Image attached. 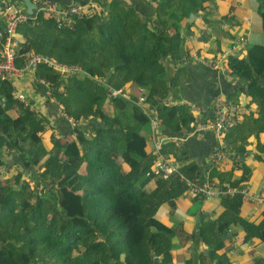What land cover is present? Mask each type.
<instances>
[{"label":"trees","instance_id":"trees-1","mask_svg":"<svg viewBox=\"0 0 264 264\" xmlns=\"http://www.w3.org/2000/svg\"><path fill=\"white\" fill-rule=\"evenodd\" d=\"M155 3L161 27L153 30L124 0H114L106 17L77 20L73 30L58 28L43 13L36 25L30 21L19 28L22 54L47 55L81 67L88 76L64 81V93L54 91L77 127L74 140L63 143L52 136L49 146L43 138L45 119L17 103L9 82L0 83L6 99L4 107L0 104V264H177L174 245L184 232L180 226H167L157 214L166 204L176 207L185 196L202 200L181 177L201 178V170L185 151L171 145L166 152L179 164L180 175L168 181L156 179L154 154L141 134L147 121L139 107L111 91L129 83L149 90L148 101L167 128L175 133L194 131L197 117L190 107H168L159 100L171 96L186 72L179 67L189 54L182 21L193 14L208 15L211 9L210 0ZM258 12L264 27V1ZM169 61L176 67L174 75L167 69ZM227 65L231 76L247 85L250 104L259 108L257 117H245L259 127L253 133L258 137L264 133V47L231 55ZM36 73L42 80L57 79V73L46 66ZM13 109L19 113L16 119L9 115ZM85 121L91 123L88 130L81 125ZM240 124L223 137L225 145L232 147L230 139L242 129ZM245 147L233 148L242 154ZM4 151L20 158L16 166L20 173L6 183L1 178L7 165ZM220 177L223 184L229 181L227 186L237 189L245 179ZM154 180L158 189L146 191ZM224 200L234 202L232 210L239 216L241 196ZM228 214L220 222L200 225L190 235L193 244L206 246L208 253L186 264L204 260L228 264L226 254L219 255L231 224ZM252 238L264 241V221L249 224L247 240Z\"/></svg>","mask_w":264,"mask_h":264},{"label":"crops","instance_id":"crops-1","mask_svg":"<svg viewBox=\"0 0 264 264\" xmlns=\"http://www.w3.org/2000/svg\"><path fill=\"white\" fill-rule=\"evenodd\" d=\"M57 1L66 6L79 3L86 4L89 6L86 18H90L96 15L106 17L114 0ZM124 1L134 7L139 19L149 29L161 27L155 0ZM263 1L210 0L211 13L205 16L193 14L188 19H184L181 34L185 41V49L189 51V54L179 64V67L180 69L184 68L186 72L180 77L179 85L174 89L171 96L168 99L159 100L168 107L186 105L190 107L197 119L209 117L208 113L216 96L222 95L224 98L241 105L244 110L242 121L239 122V124L242 122L240 124L242 129L232 135L230 139L232 147L226 143V149V145L223 143V137L229 134L232 128L226 131L221 138H218L213 132L196 133L184 129L181 133H175L164 125L163 120L152 109L148 101L149 90L147 91L132 83L126 84L120 89L123 92L122 97L133 101L138 99L142 95L141 90H144L148 110L160 119L158 135L163 142V153L167 157L170 158L166 151L173 145L178 150L185 151L190 162L201 170V178L204 181L212 180L227 186L230 185L229 181L223 184L220 174L231 177L233 181L244 177V182L240 184V188H248L251 194L262 197H264V133L254 137L253 133L259 127L251 121H245V117L249 118L252 115L257 117L259 108L257 105L250 104L247 90L244 89L247 85L240 78L231 76L227 59L218 68L206 66L199 60H219L234 46H238L237 56L244 55L245 49L248 47H264L263 19L258 12ZM241 37L247 40L246 44H239L238 40ZM166 66L171 75L176 73V67L171 61L167 62ZM41 80L37 77V73H27L7 82L12 85V95L18 104L23 105L16 99V93L24 94L28 99L29 109L34 110L45 119L46 132L43 138L46 146H49L52 136L60 139L63 143H69L75 139L77 122L74 118L66 115L64 104L58 100L55 92L51 94L47 90ZM101 82L106 83L104 79H101ZM106 88L108 89V85ZM5 102V96L0 90V104L3 107ZM194 106L197 109L194 110L192 108ZM109 108L113 111L112 106ZM9 115L14 119L19 117L17 109L10 111ZM143 119L147 121L148 134L145 135L142 132L141 134L149 141L152 124L146 116ZM81 125L85 130H88L91 123L86 121ZM232 141L234 145L231 143ZM243 145H246L245 152L242 154L236 152L235 148ZM217 148L226 152L228 157L219 167H212L209 157ZM151 149L153 151L152 145ZM3 156L7 160V165L1 169V178L6 183L14 175L20 173L16 168L17 164H20V158L18 156L11 157L8 151H4ZM177 165L179 167V164ZM157 186V180H154L147 186L146 191L154 192L158 189ZM224 199L218 197L209 200H194L185 196L178 200L174 208L168 204L160 208L157 214L158 219L167 226H180L184 232L182 237L178 236L174 245L177 264H186L187 261L197 258L202 253H208L206 246H195L190 240V235L202 224L220 222L228 212L231 224L225 233V249L220 251L219 255L226 254L228 264H264V241L259 240L260 238L247 240L249 224L260 225L264 221V204L242 199L240 212H236L239 216L236 217L232 210L234 202H225ZM231 219L236 220L237 223H233ZM197 262L198 264H215L217 261L214 260L213 263L209 260L207 263L206 260Z\"/></svg>","mask_w":264,"mask_h":264},{"label":"built area","instance_id":"built-area-1","mask_svg":"<svg viewBox=\"0 0 264 264\" xmlns=\"http://www.w3.org/2000/svg\"><path fill=\"white\" fill-rule=\"evenodd\" d=\"M37 9L34 15L26 12L23 2L16 0H4L0 4V83L15 79L25 74L36 73L41 66H46L57 73V79L53 81L41 80L47 90L53 94L54 91L64 93L63 82L73 77L88 76L81 67L64 65L56 59L47 55L34 52L22 54V40L19 34V28L30 21L37 24L38 14L43 13L47 19L53 21L60 29L73 30L77 20H82L88 16L89 6L83 3L62 5L57 0H31ZM239 44H246L247 40L241 37ZM238 46L223 55L221 59L212 61L199 60L209 67L218 68L229 55H236ZM222 60V62H221ZM142 95L135 101L129 99L139 107L152 124L151 137L149 139L153 148L155 158L153 166V176L156 179L168 181L174 175H180L179 167L169 157L163 153V142L159 138L160 119L147 108V97L144 90ZM122 90L111 91L112 96H121ZM16 99L25 107L30 108L27 97L24 94L15 95ZM197 109L195 106L192 107ZM243 107L229 99L216 96L212 101V107L208 113V118L200 117L195 124L196 133L213 132L218 138L224 136L225 132L235 127L242 121ZM75 123V122H74ZM77 124V123H76ZM77 126V125H76ZM227 153L217 148L209 157L212 167H219L227 158ZM182 180L188 185L189 189L203 200L214 198H228L240 195L243 200H251L254 203L264 204V197L256 196L250 193L248 188H234L231 186L220 185L212 180L204 181L203 178L189 180L182 176Z\"/></svg>","mask_w":264,"mask_h":264},{"label":"water","instance_id":"water-1","mask_svg":"<svg viewBox=\"0 0 264 264\" xmlns=\"http://www.w3.org/2000/svg\"><path fill=\"white\" fill-rule=\"evenodd\" d=\"M23 4L25 5L26 12L29 15H34V11L37 9V6L31 1V0H21ZM3 2V0H0V4Z\"/></svg>","mask_w":264,"mask_h":264},{"label":"rangeland","instance_id":"rangeland-1","mask_svg":"<svg viewBox=\"0 0 264 264\" xmlns=\"http://www.w3.org/2000/svg\"><path fill=\"white\" fill-rule=\"evenodd\" d=\"M85 41H87V35L85 36ZM85 77H87V76H85ZM80 78H83V77H80ZM141 110V109H140ZM141 113H142V111H141ZM141 117H144V114L142 113L141 114ZM86 122V121H85ZM147 126V125H146ZM141 132H142V134H148V126L147 127H144V128H142L141 129ZM148 140V139H147ZM150 146H151V144H150ZM18 169V168H17ZM32 186H34L33 184H32Z\"/></svg>","mask_w":264,"mask_h":264}]
</instances>
